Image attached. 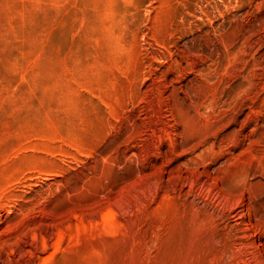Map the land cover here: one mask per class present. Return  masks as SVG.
Segmentation results:
<instances>
[{"label":"rangeland","instance_id":"obj_1","mask_svg":"<svg viewBox=\"0 0 264 264\" xmlns=\"http://www.w3.org/2000/svg\"><path fill=\"white\" fill-rule=\"evenodd\" d=\"M0 264H264V0H0Z\"/></svg>","mask_w":264,"mask_h":264}]
</instances>
